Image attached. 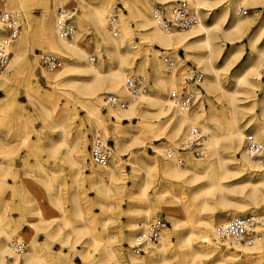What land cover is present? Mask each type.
<instances>
[{"label":"bare ground","instance_id":"bare-ground-1","mask_svg":"<svg viewBox=\"0 0 264 264\" xmlns=\"http://www.w3.org/2000/svg\"><path fill=\"white\" fill-rule=\"evenodd\" d=\"M64 1L47 0L46 10L43 14L42 40L51 50L59 53L64 60L63 68L49 71L47 78L53 81L55 86H68L81 96V100L85 102L82 105L87 107L89 116H95L97 127L102 119L99 112L102 105L105 106L107 115L114 117V123L122 126L121 129L116 128L115 132L113 131L115 152L109 156L108 164H111L101 167L103 171L91 169V174L99 180L105 176L110 184L119 179L122 174L121 167L119 163L113 165L112 162H119L121 146L126 141L143 144L145 139L139 133L134 132L129 140H126L122 134L131 133L134 125L124 126L121 120L129 118V116H135L138 112L143 114V122L150 124L152 137H165L174 144L187 136L191 127L198 126L202 128L207 134L205 146L210 152L211 161L199 160L188 153L184 154L183 165H178L173 158L166 157H164V162L161 165L158 164L156 159L152 162L136 159L132 176L141 179L142 191H145L149 183L151 171L158 169L163 178L162 181L165 183L183 180L189 183L201 182L197 190L189 195L190 202L196 200L198 202L199 214L197 218L192 219L189 206L184 203L181 208L183 217L173 223V231L176 234L179 223L185 222L189 226L188 232L183 236V244H181L186 246L184 255L187 262L190 264H224L226 262L239 264L242 262L237 261L242 259L244 264H258L257 260L264 254V241H258L252 246L233 243L229 240L220 242L216 239L214 231L217 225L236 216L245 215L249 211V203L243 199L227 198L225 192L232 191L235 193L242 192L247 198L251 199L256 208L254 211H258V215L262 217L257 228L262 232V235L264 233V230H262V228L264 229V208L260 207L264 205V171L260 169L256 161L246 155L242 146L243 135L246 131L252 132L257 139L264 138V82L258 77V70L264 61V19L260 21L256 30L250 36L248 41L250 52L241 65L238 66V69L232 73L231 79H226L223 76L227 66H219L215 63L221 53L217 33L222 32L227 37L240 36L251 26L248 15L243 16L239 12L240 3L247 2L250 8L256 11V8L260 7V3H264V0H188L199 13V23L185 32H164L159 29L152 19V11L148 13L152 3L147 0L139 2V4L137 0H123V7L127 11V16L120 15L112 25L109 24L108 18L113 10L109 11L107 9L105 6L106 0H82L83 10L81 15L73 19L75 25L73 34L69 38L60 39L56 36L54 30L53 15L55 13L53 14V9L61 6ZM157 1L165 5L169 0ZM14 2L15 5L21 8L23 0H0V9L9 7L10 4L14 5ZM86 17L92 21L101 37L103 54L106 55L108 64L106 69L102 67L100 62L93 64L87 61V58H89L86 56L87 46L81 39L82 32L85 29ZM131 23L140 28L138 33L143 38L151 44L156 43L158 45V48L151 47L149 57L141 59L134 70L142 73L146 64L150 68L152 78L157 86L151 95L147 93L135 97L124 86V79L128 75L126 70L134 67L132 58V48L134 47H129L134 44L129 39ZM116 28L119 32H116ZM3 32L4 30L0 24V34H3ZM28 42L29 29L24 26L20 30L17 39L9 46L10 60L6 68L8 73L13 70L15 73L17 70L26 67V64H23V52ZM178 49H182L185 58L194 59L195 63L200 65L206 72V76L200 82V87L193 84L188 87L195 93L197 98L194 96L195 102L187 110H179L172 106L167 95H164L165 90L168 88L170 90L176 89V82L179 77L175 69L171 72L164 69V63L160 56L165 53L169 54L175 59L176 66H178ZM238 52L239 50H233L231 54ZM112 57L115 58L114 64L111 62ZM29 71H32L31 67H29ZM8 81L9 77L1 73L0 87ZM29 89L32 90L31 88L25 90L27 96L33 98L32 100L37 99L42 102L43 110H40L39 117L48 123L47 121L52 117L51 112L55 108L54 102ZM202 91L205 92L204 95ZM103 93L120 95L127 101V107L123 109L107 107L102 99ZM210 94H216V99L225 102L227 114L229 115V129L224 127L220 112L214 109L211 104L206 109L199 101L197 106L194 107L201 96L208 100L207 97ZM144 114H148L149 119ZM153 117L155 121L151 120ZM80 139L81 135L78 134L75 139L76 150L79 147ZM167 140L166 142L161 141L159 144H153L152 142H148V144L158 148L159 151L165 149L163 152L165 156L166 151L173 149V146L167 143ZM215 194L218 196V204L210 200V197ZM54 203L60 212L61 218L64 222H67L66 210L60 195L54 198ZM70 203L71 213L76 214L79 211L76 208L77 200L71 198ZM217 207H220L221 210L219 213L213 214V210ZM206 210L212 212L204 214L203 211ZM149 213L147 208L145 215L147 216ZM132 226H136V223H133ZM15 233L16 228L11 227L8 222L0 217V264L6 260L5 256L10 254L9 242L13 240ZM51 233L53 232H47L45 245H49ZM168 233L167 229L158 238L160 245H155L156 251L149 250L151 245L145 249L147 258L132 252L129 246L132 245L133 236L128 233V260L133 264H149L150 262L153 264H168L165 256V248L169 245ZM53 235L60 236V229L56 230ZM65 238L67 237L60 236L61 242ZM27 240L29 248L23 256L22 264H40L41 262L43 264H68V258L64 255V252L60 251L61 253L54 256L42 255V245L34 237H29ZM110 242L111 240L107 236L103 243H94L99 256L95 259L89 256L87 261L92 263L94 261V264L124 263ZM79 254L86 258L83 252L80 251Z\"/></svg>","mask_w":264,"mask_h":264},{"label":"rangeland","instance_id":"rangeland-1","mask_svg":"<svg viewBox=\"0 0 264 264\" xmlns=\"http://www.w3.org/2000/svg\"><path fill=\"white\" fill-rule=\"evenodd\" d=\"M46 1L23 0L21 8L15 5L14 2V5L10 4L9 7L0 9L20 11V30L24 26L28 27L30 42L27 43L23 52V64H26V67L17 70L15 73L14 70L8 73L7 69L2 72L9 77V81L0 87V217L8 222L11 227L16 228L13 240H24L28 246L27 239L34 237L43 247L41 250L42 255L54 256L64 252V255L68 258V264H94V261L93 263L87 261V257L92 256L95 259L99 256L94 243H103L107 236H109L114 250L124 261L122 264H133L127 256V234L131 233L134 236L135 232L150 219L160 217L166 223L165 230L168 229L169 232V245L165 248L167 263L190 264L186 261L187 258L184 255L186 246L181 245L183 244V236L188 232L189 226L185 222L179 223L176 234L173 231V223L183 217L181 208L184 203L189 206L192 219L197 218L199 214L198 202L197 200L190 202L189 195L197 190L201 182L189 183L183 180L165 183L162 181L163 178L158 169L151 171L149 183L145 191H142L141 179L132 176L133 165L136 159H143L147 162L156 159L158 164L161 165L164 162L163 152L165 149L159 151L158 148L150 146L148 142L159 144L161 141L166 142L167 138L152 137L151 126L143 122L141 112L121 120L124 126L134 125L131 133L122 134L126 140H129L134 132L139 133L145 139L143 144L126 141L121 146L119 162H112L113 165L119 163L121 167L122 174L119 179L110 184L105 176L99 180L91 174V169L103 171L101 167L93 164L89 159L88 151L91 138L99 135L106 140L112 149L111 156L115 152L113 138L115 129H121L122 126L114 123V117L108 116L105 106L102 105L99 110L102 119L97 127L95 116H89L87 107L82 105L85 102L81 100V96L68 86H55L54 82L47 78L48 71L39 65L38 54L41 52L54 53L61 59L62 65L57 70L62 69L64 65V60L60 54L51 50L42 40L43 14L46 10ZM137 1L139 4V2L146 0ZM147 1L152 3L148 13L152 11V8L169 4L167 2L164 5L157 0ZM105 4L109 11L115 10L116 19L120 15L127 16V11L123 7V0H106ZM61 6L71 8L73 23V19L81 15L83 1L65 0ZM58 7L53 9V14H56ZM241 7L247 10V13L243 16L248 15L251 26L240 36L227 37L222 32L217 33L221 53L215 64L227 66V70L223 73L226 79H231L232 73L238 69V66L241 65L250 52L249 38L260 21L264 19V3H260V7L256 8V11L250 8L247 2L240 3ZM55 14L53 15L54 18ZM139 29L134 23H131L129 39L134 44L129 47H134L132 48L134 67L127 69L126 74H128L127 76L134 75L145 83L149 88L148 94L151 95L157 86L152 78L150 68L146 64L142 73L134 70L141 59L149 57L151 47L158 48V45L156 43L151 44L143 38L138 33ZM116 32H119L117 28ZM81 39L87 46L86 56L89 57L87 61L93 64L100 62L102 67L106 69L108 64L106 55L103 54L101 37L92 21L87 17L85 18V29L82 32ZM233 50H239V52L231 54ZM177 53L179 57L175 72L178 73L179 79L176 82V88H184L186 91L193 93L188 89L193 83L184 80V71L189 68H196L203 74L201 81L206 76V72L200 65L195 63L194 59L185 58L182 49H178ZM111 62L112 64L115 63L114 57H112ZM180 65L182 66L179 67ZM29 67L32 68L31 72ZM163 67L166 69L164 64ZM200 82L193 85L200 87ZM26 87L54 102L55 108L51 112L52 117L47 121L48 123L39 117L40 110H43L42 102L29 98L25 91ZM169 90V88L165 90L164 95H167ZM193 94L196 97L195 93ZM202 94L204 95L205 92L202 91ZM204 99V96H201L194 107L197 106L199 101L206 109L211 104L214 109L220 112L224 127L229 129V115L227 114L225 102L216 99V94H210L207 97L208 100ZM144 115H147L149 119L148 114ZM151 120L155 121V118L153 117ZM78 134L81 135V139L76 150L75 139ZM167 143L173 147L177 145L168 140ZM209 153L207 149L205 158L197 159L206 162L211 161ZM225 194L228 196L227 198L236 197L248 202L249 211L245 214H259L258 211H254L256 210L255 205L244 193L226 191ZM59 195L66 210L67 222H64L61 218L60 212L54 203V198ZM71 198L77 200L76 208L79 211L76 214L70 211ZM217 199V194L210 197V200L215 204H218ZM260 207L264 208V205ZM147 208L150 213L146 216L145 210ZM220 210L221 208L217 207L213 212L206 210L203 213L212 212L216 214ZM133 223H136V226H132ZM58 229H60V236L67 237L63 242H61L60 236L53 235ZM262 230L264 229L262 228ZM49 231L53 232L50 235L51 241L49 245H45L46 234ZM262 241H264V233ZM155 245H160L159 240L151 244L149 250L156 251ZM129 248L131 249V246ZM80 251L83 252L86 258L79 254ZM139 255L147 258L146 252ZM7 256H5V259H7ZM237 262L244 263L242 259ZM257 263L264 264V254L257 260ZM40 264H43V262ZM149 264L153 263L150 262Z\"/></svg>","mask_w":264,"mask_h":264},{"label":"built area","instance_id":"built-area-1","mask_svg":"<svg viewBox=\"0 0 264 264\" xmlns=\"http://www.w3.org/2000/svg\"><path fill=\"white\" fill-rule=\"evenodd\" d=\"M167 6H157L151 16L156 26L164 32H185L199 23V13L188 0H169ZM241 14L247 10L239 8ZM73 11L67 6H59L54 18L55 34L60 39L71 37L74 32L72 23ZM116 20V12L112 11L108 18L110 25ZM0 24L4 30L0 35V74L6 70L10 60L9 46L17 39L21 24L20 12L13 10H0ZM167 71L171 72L176 68V61L169 54L161 56ZM38 63L46 71H54L61 67V59L51 52L38 54ZM203 74L196 68H189L184 71V80L199 84ZM258 77L264 82V61L258 70ZM124 86L127 91L138 97L149 92L148 86L134 76H126ZM169 103L179 110H187L195 102L194 95L184 88L169 90L167 94ZM103 102L107 107L123 109L127 107V101L115 93H105ZM207 134L202 128L191 127L187 136L177 142L173 149L165 152L166 158H173L178 165L184 164V154L188 153L196 158H202L207 154L205 146ZM242 146L246 155L260 166L264 171V138L257 139L252 132L246 131L243 135ZM111 146L101 136L91 138L89 145L90 161L100 167L109 163ZM261 223V216L256 213H249L236 216L216 226L214 234L217 240L224 242L229 240L233 243L252 246L262 241V232L258 230ZM166 223L160 217L150 219L142 228L138 229L132 240L131 250L135 254H142L145 249L156 242L163 234ZM27 244L24 240L14 239L9 242V251L4 264H21L22 258L27 251ZM224 264H238L235 262ZM244 264V263H239Z\"/></svg>","mask_w":264,"mask_h":264}]
</instances>
